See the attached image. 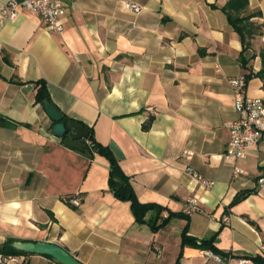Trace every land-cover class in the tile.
<instances>
[{"label": "crops", "instance_id": "1", "mask_svg": "<svg viewBox=\"0 0 264 264\" xmlns=\"http://www.w3.org/2000/svg\"><path fill=\"white\" fill-rule=\"evenodd\" d=\"M126 1L141 10H128ZM226 2L72 0L60 33L25 9L0 21V118L9 122L0 124V245L8 238L54 242L82 264H220L212 252L182 243L186 226L187 235L225 255L254 264L252 257L264 258V144L245 159L224 156L225 123L238 116L228 79L251 73L246 95L264 99L262 80L252 75L264 49V0H248L244 13L260 12L250 20L262 26L245 52L255 55L248 68ZM39 80L62 113L102 145L116 144L138 200L164 208L158 217L150 210L136 220L130 202L109 188L108 159L53 135L35 100ZM187 167L211 187L201 188ZM74 195L77 207L63 199ZM194 195L199 211L151 229L146 220L185 213ZM20 256L8 264H60Z\"/></svg>", "mask_w": 264, "mask_h": 264}, {"label": "built area", "instance_id": "2", "mask_svg": "<svg viewBox=\"0 0 264 264\" xmlns=\"http://www.w3.org/2000/svg\"><path fill=\"white\" fill-rule=\"evenodd\" d=\"M72 0H5L0 1V21L14 20L21 9L37 13L44 22L45 28L50 32L60 33L64 29V17L68 4ZM128 10L139 12L140 6L136 3L126 1ZM228 82L233 90V108L238 116L234 120L225 123L229 131V141L224 156L231 161L247 158L252 151H256L260 144H264V99L261 97H248L246 95V79L244 75L231 77ZM153 111L152 107L148 108ZM185 157H190L192 152L185 150ZM240 169L234 167V171ZM189 173L203 189H209L212 182L203 178L191 167L186 168ZM264 178L259 179L262 182ZM64 201L72 206H79L81 200L78 195L64 197ZM200 210V200L193 196L184 205V212L190 214ZM264 252V251H263ZM264 254V253H263ZM220 264H254L247 258L227 257L221 259L211 254ZM22 256L14 254H3L0 252V264L21 262Z\"/></svg>", "mask_w": 264, "mask_h": 264}, {"label": "trees", "instance_id": "3", "mask_svg": "<svg viewBox=\"0 0 264 264\" xmlns=\"http://www.w3.org/2000/svg\"><path fill=\"white\" fill-rule=\"evenodd\" d=\"M248 8V0H227L225 5L222 7L223 11L226 13L228 21L234 28V30L239 34L241 38V42L243 44L242 50L239 55V60L242 65V67L248 68L247 64L248 62L255 57L254 54L247 55L245 52L248 50L250 41L252 38H254L257 35H261L262 33V26L261 24H257L254 21H251L250 19L253 16H259L260 12L258 13H252V14H244ZM259 57L261 61V67L258 71L253 72L252 75L260 78L263 83L264 88V49H261L259 52ZM251 77V73H248L245 75L246 81ZM37 84V90L35 94V100L36 102H39L42 104L43 99L47 98L49 101L52 102L50 99L48 89L46 86V82L43 80L36 81ZM53 103V102H52ZM54 104V103H53ZM55 105V104H54ZM56 106V105H55ZM57 107V106H56ZM58 108V107H57ZM61 112V111H60ZM62 113V112H61ZM64 120H72L76 123H79L83 126V124L80 121H76L64 113H62ZM54 123V122H53ZM0 124L6 125L9 124L8 121L3 120L0 118ZM150 122H146L143 124V128L147 129L149 127ZM87 128L86 126H84ZM90 140V146L93 151L104 155L110 164L109 168V177H108V185L110 190L113 192L114 196H116L118 199L129 201L132 213L134 214V217L138 221H145L144 216L145 214L153 210L155 212L156 217L160 215V213L164 210V208L156 203H142L138 200L136 194L134 193L133 187L130 182V177L123 173L121 170L118 161L111 150L109 146L102 145L101 143L97 142L92 134V131H88V137ZM89 154H92L91 151ZM247 192H244L232 201V203H235L239 199H241L243 196H245ZM185 213H174L169 212L167 216L162 217L159 223H155V220L150 221L146 220L148 224L150 225L152 230H157L163 225H165L169 219L173 216H186ZM14 240L12 238L6 239L1 245H0V252L3 254H14V255H32L34 253H29L27 251L16 249L12 246V243ZM194 243L199 248L203 250H208L212 252L214 255L219 256L221 259H225L229 257L228 255H225L223 252L218 250L211 241L209 240H197L193 237L187 235V227L185 226L182 231V243ZM52 259H54L50 255H45ZM252 260L256 261L257 264H264V258L260 256L252 257ZM61 264V263H60Z\"/></svg>", "mask_w": 264, "mask_h": 264}, {"label": "water", "instance_id": "4", "mask_svg": "<svg viewBox=\"0 0 264 264\" xmlns=\"http://www.w3.org/2000/svg\"><path fill=\"white\" fill-rule=\"evenodd\" d=\"M42 106L54 122L53 135L61 138L66 147L78 151L91 150V146L87 143L88 130L85 127L75 121L64 120L60 110L47 98L43 99ZM110 148L118 157H123L122 151L114 142L110 143ZM12 246L29 253L50 255L61 264H82L66 249L54 242L14 241Z\"/></svg>", "mask_w": 264, "mask_h": 264}]
</instances>
